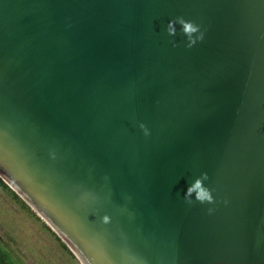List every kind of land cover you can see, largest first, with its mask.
Wrapping results in <instances>:
<instances>
[{
  "label": "water",
  "instance_id": "95a60500",
  "mask_svg": "<svg viewBox=\"0 0 264 264\" xmlns=\"http://www.w3.org/2000/svg\"><path fill=\"white\" fill-rule=\"evenodd\" d=\"M0 178L79 264H264V0H0Z\"/></svg>",
  "mask_w": 264,
  "mask_h": 264
},
{
  "label": "rangeland",
  "instance_id": "374dc122",
  "mask_svg": "<svg viewBox=\"0 0 264 264\" xmlns=\"http://www.w3.org/2000/svg\"><path fill=\"white\" fill-rule=\"evenodd\" d=\"M0 242L18 264H79L41 221L0 189Z\"/></svg>",
  "mask_w": 264,
  "mask_h": 264
},
{
  "label": "clouds",
  "instance_id": "9594fccd",
  "mask_svg": "<svg viewBox=\"0 0 264 264\" xmlns=\"http://www.w3.org/2000/svg\"><path fill=\"white\" fill-rule=\"evenodd\" d=\"M176 23H179L182 26V32L187 37V44L185 45L187 48L194 47L198 42L203 41L204 39V32L201 31V28L198 24H195L191 21H185L183 17H178L176 21H170L168 25V34L169 35H175V27L174 25ZM139 128L143 131L145 136H149L150 130L147 128V126L143 123L139 124ZM52 158L55 159V153L53 152ZM209 177L207 173H202L201 177L196 179L194 183H192L186 190L184 200L188 205H191L193 203V194L194 199L196 202H199L200 204H214L215 199L212 195V191L208 188H206L203 185V181L207 180ZM225 203H227L225 201ZM214 211L213 208L208 209V213L211 214ZM111 222V218L108 215H104L102 217V223L107 225ZM81 264H88L86 260H82Z\"/></svg>",
  "mask_w": 264,
  "mask_h": 264
},
{
  "label": "trees",
  "instance_id": "16d2710c",
  "mask_svg": "<svg viewBox=\"0 0 264 264\" xmlns=\"http://www.w3.org/2000/svg\"><path fill=\"white\" fill-rule=\"evenodd\" d=\"M0 189L17 204V206L24 210L29 215L41 221L42 225L54 236L56 240L66 249L72 256L73 254L68 249L63 240L55 233V231L11 188L0 178ZM74 257V256H73ZM0 264H18L12 254L0 242Z\"/></svg>",
  "mask_w": 264,
  "mask_h": 264
}]
</instances>
